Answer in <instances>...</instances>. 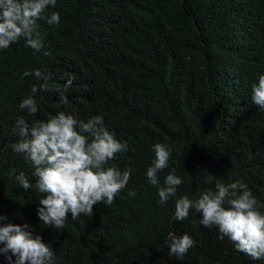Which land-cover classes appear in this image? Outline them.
I'll list each match as a JSON object with an SVG mask.
<instances>
[{
	"label": "trees",
	"instance_id": "1",
	"mask_svg": "<svg viewBox=\"0 0 264 264\" xmlns=\"http://www.w3.org/2000/svg\"><path fill=\"white\" fill-rule=\"evenodd\" d=\"M0 264H264V0H0Z\"/></svg>",
	"mask_w": 264,
	"mask_h": 264
}]
</instances>
